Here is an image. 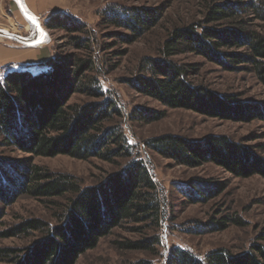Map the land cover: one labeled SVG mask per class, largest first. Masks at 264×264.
Returning a JSON list of instances; mask_svg holds the SVG:
<instances>
[{"label":"trees","instance_id":"1","mask_svg":"<svg viewBox=\"0 0 264 264\" xmlns=\"http://www.w3.org/2000/svg\"><path fill=\"white\" fill-rule=\"evenodd\" d=\"M200 1L203 19L172 26L158 47L160 57L143 58L139 73L129 80L131 87L168 108L191 110L234 122L264 120V103L241 101L237 95L219 93L203 83H196L193 78L199 72L198 64L172 59L187 53L197 55L224 71L253 72L264 86V28L254 29L242 15L248 5H242L240 0ZM254 1L258 5L255 10L264 21V0ZM102 12L103 24L115 29L105 35L107 43L95 42L93 32L86 31L84 24L69 15L62 12V15H50L45 26L69 33L67 44L78 52L41 62L46 69L39 73L26 68L9 71L0 78V203H12L16 188L39 200L75 192L60 214L58 224L27 219L0 231V238L30 231L43 230L44 233L40 240L25 249L0 248V262L75 264L78 256L94 249L98 240L108 236L112 229L127 222L157 223L160 206L156 185L142 160L130 158L99 183L81 187L71 176L56 175L35 164H29L24 175H20L17 172L19 160L3 155L7 149H15L31 157L61 154L82 160L98 158L109 163L113 158L129 156L130 149L118 120L121 111L114 98L102 91L93 52L97 51L98 55L99 51L117 43L136 41L156 26L161 15L155 8L111 5ZM82 33L83 36L79 35ZM73 94L84 96L86 100L69 102ZM138 116L150 122L159 119L161 114L146 110ZM147 146L176 165L197 167L211 162L234 177L259 175L264 178V156L259 153L264 150V144L254 147L227 135L211 134L191 140L164 134L151 138ZM209 191L200 192L208 196ZM229 220L241 223L236 219H217L210 228L222 230ZM148 239L115 243L124 250L149 251L155 241ZM260 240L264 241V235ZM165 262L264 264V245L253 244L239 253L217 248L203 256L174 246ZM131 264L151 263L142 259Z\"/></svg>","mask_w":264,"mask_h":264},{"label":"rangeland","instance_id":"2","mask_svg":"<svg viewBox=\"0 0 264 264\" xmlns=\"http://www.w3.org/2000/svg\"><path fill=\"white\" fill-rule=\"evenodd\" d=\"M28 9L39 19L47 31L49 40L34 47H24L6 38H0V78L12 70L28 69L34 73L45 70L40 63L51 57L77 53L69 44V33L59 28L45 26L48 17L64 13L84 24L92 31L95 42L107 43L105 35L115 31L103 24L102 14L108 5L126 8H155L161 18L149 31L130 44L117 43L110 49L95 55V69L102 91L112 96L121 111L118 118L121 131L126 138L129 156L113 158L105 162L98 158L87 160L58 154L54 157H31L17 150L7 149L6 157L18 161L17 172L24 175L29 164L38 165L56 175H69L78 186L99 183L105 176L119 170L130 158L142 160L156 185L159 201V218L156 222H127L98 240L94 249L78 256L75 264H131L148 260L151 264H165L174 246L188 249L203 256L208 251L223 248L233 253L248 250L253 244L264 245V178L253 175L238 178L219 166L206 162L197 167L176 165L154 153L147 142L164 134H175L191 140H200L208 135H227L256 147L264 144V120L246 122L220 120L197 114L191 110L168 108L151 97L134 90L129 80L139 73L145 56L160 57L158 47L168 30L182 22L203 19V4L200 0H23ZM246 6L243 14L254 29L262 30L264 21L255 10L254 0H240ZM62 15V14H61ZM64 16V15H63ZM248 23V24H249ZM0 28L19 36H34L32 26L25 19L14 0H0ZM252 29V28H251ZM83 36L82 34H79ZM94 42V44H95ZM114 51V52H113ZM80 54L83 51H79ZM113 53L117 54L114 55ZM172 59L198 64L196 83H203L219 93L237 95L241 101L264 103V86L253 72L224 71L218 65L193 55H176ZM81 95L73 94L69 102L85 101ZM160 113L157 120L146 122L139 118L143 111ZM116 118V117H115ZM114 118V119H115ZM259 153L264 156V150ZM31 158V159H30ZM30 159V160H29ZM21 166V167H19ZM17 187L16 184H14ZM206 187V188H204ZM202 188V189H201ZM210 190L208 196L200 191ZM14 191V190H13ZM16 188L10 204L0 203V231L22 223L27 219H39L48 225L59 223L67 204L75 192L48 199H35ZM17 193V194H16ZM229 220L226 228L213 230L212 222ZM149 220V219H148ZM43 231V230H42ZM42 231H30L19 236L0 238V248L25 249L40 240ZM155 243L149 251L124 250L116 241L149 240ZM0 264H7L0 262Z\"/></svg>","mask_w":264,"mask_h":264},{"label":"water","instance_id":"3","mask_svg":"<svg viewBox=\"0 0 264 264\" xmlns=\"http://www.w3.org/2000/svg\"><path fill=\"white\" fill-rule=\"evenodd\" d=\"M14 2L20 9L23 17L27 19L29 24L32 26L35 35L30 37L19 36L0 28V38H6L15 43L21 44L24 47H34L47 42L49 40L47 31L43 29L38 21L39 19L28 9L25 2L23 0H14ZM29 16L35 17L37 23H34L31 19H29ZM44 34H46V38Z\"/></svg>","mask_w":264,"mask_h":264},{"label":"snow or ice","instance_id":"4","mask_svg":"<svg viewBox=\"0 0 264 264\" xmlns=\"http://www.w3.org/2000/svg\"><path fill=\"white\" fill-rule=\"evenodd\" d=\"M29 19H31L34 23H37L36 20H35V17L29 16ZM37 26H38V24H37ZM44 35H45V38H46V34H44Z\"/></svg>","mask_w":264,"mask_h":264}]
</instances>
